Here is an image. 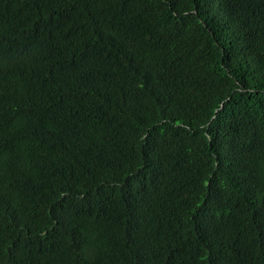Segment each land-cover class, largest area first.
Masks as SVG:
<instances>
[{
  "label": "trees",
  "instance_id": "16d2710c",
  "mask_svg": "<svg viewBox=\"0 0 264 264\" xmlns=\"http://www.w3.org/2000/svg\"><path fill=\"white\" fill-rule=\"evenodd\" d=\"M0 264H264V0H0Z\"/></svg>",
  "mask_w": 264,
  "mask_h": 264
}]
</instances>
